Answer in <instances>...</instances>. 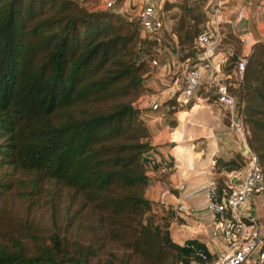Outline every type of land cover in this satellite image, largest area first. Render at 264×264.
<instances>
[{"label": "trees", "instance_id": "obj_1", "mask_svg": "<svg viewBox=\"0 0 264 264\" xmlns=\"http://www.w3.org/2000/svg\"><path fill=\"white\" fill-rule=\"evenodd\" d=\"M187 5L181 7L192 24L180 17L163 31L171 35L175 52L182 51L178 60L191 61L205 0L198 8ZM259 11L264 16V0ZM127 15L74 0H0V170L6 171L0 191L12 188L13 199L28 201L23 217L0 225V264H94L91 259L108 242L120 250L110 247L106 264L216 259L202 241H174L166 216H158L162 225L144 217L152 212L144 193L151 147L134 101L147 91L142 76L151 71L148 56L156 54L150 48L156 39L142 35L137 19ZM235 39L220 30L219 47L230 51L224 80L237 93L246 144L264 173V43L251 44L242 79L235 82L231 69L240 53ZM203 96L213 98L206 89ZM191 102L177 106L171 97L165 112L171 115ZM239 155L215 156L214 171L244 166ZM213 180L218 193L227 189L223 176ZM39 200L52 217L46 227L30 217ZM59 211L67 228L55 224ZM1 217L7 215L0 223ZM73 223L77 234L87 228L86 239L69 234Z\"/></svg>", "mask_w": 264, "mask_h": 264}, {"label": "crops", "instance_id": "obj_2", "mask_svg": "<svg viewBox=\"0 0 264 264\" xmlns=\"http://www.w3.org/2000/svg\"><path fill=\"white\" fill-rule=\"evenodd\" d=\"M120 3L124 12L132 13L137 0H120ZM243 6L241 0H235L230 6L237 19ZM254 26L259 33L256 24ZM162 54L163 61L159 57L161 54L154 55L157 64L152 69L156 67L157 70L149 73L146 85L148 98L153 99L159 94V107L151 109L141 105L144 92L137 98V107L148 128L150 152L167 159L173 167L167 173L148 169L144 193L152 204V212L157 217L161 215V220L167 217V229L174 241L182 243L185 239L195 238L204 242L207 249L218 257L225 246L206 207L204 186L214 175L219 174L224 180L241 175L244 166L215 172L213 161L215 156L227 159L238 154L245 160L244 150L233 130L224 122V109L214 97L211 99L196 91L189 107L167 115L164 102L169 98L165 94L166 87L173 79L179 80L181 70L170 43ZM170 120L175 121L173 126L169 124ZM245 207L257 217L264 230V199L254 196Z\"/></svg>", "mask_w": 264, "mask_h": 264}, {"label": "built area", "instance_id": "obj_3", "mask_svg": "<svg viewBox=\"0 0 264 264\" xmlns=\"http://www.w3.org/2000/svg\"><path fill=\"white\" fill-rule=\"evenodd\" d=\"M88 9H121L120 0H74ZM235 0H205V20L193 39L196 49L195 58L182 65L179 80L173 79L166 87V97H174L177 106L188 104L197 88L204 84L205 89L213 95L214 100L224 109V118L229 129L237 136L244 150L245 165L243 173L225 180L227 189L218 193L213 177L205 184L204 196L206 207L211 213L212 223L218 229L225 248L214 261V264H264V230L257 217L245 207L254 196L264 199V173L260 170L254 153L245 141V130L242 120L236 111V99L228 90L224 80V66L230 51L219 47L220 30L224 23L223 13L233 10ZM134 12H126L127 18L134 16L142 35L159 40L166 28L164 11L159 8L158 0H137ZM241 38V36H240ZM247 52L236 56L231 74L235 82L242 79ZM187 61V59H186ZM148 62L157 64L155 56H148ZM142 94V93H141ZM140 94V95H141ZM153 99L145 98L141 105L151 109L159 107V94ZM147 168H154L158 173H167L172 164L165 158L151 153L147 159Z\"/></svg>", "mask_w": 264, "mask_h": 264}, {"label": "rangeland", "instance_id": "obj_4", "mask_svg": "<svg viewBox=\"0 0 264 264\" xmlns=\"http://www.w3.org/2000/svg\"><path fill=\"white\" fill-rule=\"evenodd\" d=\"M241 2L244 3V6H243V9L241 10V13L239 14L240 15L239 19H237V15L235 14L236 12H234V11L227 10L226 12L223 13V18L229 19V22L224 23V30L227 33L228 32L231 33L236 38L233 41V43H234V47L237 48V51L240 49L239 54H241V52H247V55H248L249 51H250L251 44L253 42H255V40L252 38L249 31L247 30V16H248V12H249L250 0H241ZM158 4H159V8H162L164 11V22H165V26H166L165 30H169L170 26H173V28H174L176 23H178V21L181 20L180 17L185 19L186 24H192V19L186 18V16L184 15L185 9H183L184 7H181V5L188 6L187 4H193V6L195 8H198L200 6V4H202V0H158ZM131 18H134V16H132ZM261 23H263V24H261ZM202 24H203V22L202 23L199 22L198 26L201 27ZM254 24H256V26L258 28L259 34L264 36V16H262L260 11L254 13ZM240 36H241V38H240ZM247 37L250 38L249 42H247ZM168 40H171V35L164 34V31H163V34L159 37V40L152 42V44L150 45V48L154 49L155 53H157L158 55L161 54L159 56L161 61L164 60V54H162V53L166 52L167 47L169 46ZM237 44L239 45V49L237 46H235ZM176 54H182V51H180V52L178 51V53H176ZM246 58H247V56H246ZM176 59L178 60L177 55H176ZM186 62H189V61L188 60L187 61L186 60H178V63H180V64H184ZM179 68L181 70L182 65L179 66ZM223 68H225V66ZM153 70L155 71V70H157V68L156 67L153 69L151 68V71H153ZM149 75L150 74H148V72L143 73V76H142L143 77V79H142V88L143 89L142 90H147V88H148L146 85H147ZM226 83H227V81H226ZM205 87L206 86L204 84L200 85V89L198 91L199 92L198 94L203 95V93L205 92ZM232 91L237 98V93L235 92V90L233 89ZM134 102L137 105L138 102L136 99ZM5 173H6V171L0 170V181L5 180V178H6ZM11 189L12 188L6 189L4 191H0V216H2L3 214L7 215V217H1V219H2V221L0 223L1 227H7V225H6L7 219L11 223L12 221H16V220H18V218L23 217L25 215V212H23V210H22V206L27 204L28 201L23 200L21 198H20V200L13 199V197L11 195V192H12ZM6 207H9V209H10L9 212L5 211ZM84 208L91 213L92 218H95V215L92 214L93 213L92 211H90L86 207H84ZM27 209H28V205H27ZM30 211H31L30 217H34L35 220H37L40 224H42L41 227H46L47 224H49L52 221V219H51L52 217L50 215V210L48 207L43 205L42 200H39L37 204H33ZM10 215H11V217H8ZM144 217L146 219L149 218L150 222L157 223L158 225L161 224L160 218H158L154 212H148L147 211L144 214ZM263 219H264V216H263ZM55 222H56L55 224L57 226H60L59 228L61 229L63 226L66 225V222H67L66 215L61 214V212L59 211V214L56 216ZM73 227H74V223L72 225L68 226V228L70 230V232H69L70 235L77 236L80 239H86V237H88V235H85L87 228L82 229L77 234L76 231H72ZM160 228L164 229L163 226H161ZM223 244H224V242H223ZM110 247H112L113 249L118 250V251L120 250V248L115 246L113 243L108 242L105 245V250L103 248L101 250V252H99V254L96 258L91 259L90 263L106 264L107 259L110 258V255L108 253H106V251L110 250ZM219 251H221V250L219 249ZM216 259H217V256H216ZM214 261H209V262H205V263L193 262L192 264H214ZM241 264H243V263H241Z\"/></svg>", "mask_w": 264, "mask_h": 264}, {"label": "water", "instance_id": "obj_5", "mask_svg": "<svg viewBox=\"0 0 264 264\" xmlns=\"http://www.w3.org/2000/svg\"><path fill=\"white\" fill-rule=\"evenodd\" d=\"M260 0H250L249 12L247 16V30L255 41L264 43V36L260 35L254 26V13Z\"/></svg>", "mask_w": 264, "mask_h": 264}, {"label": "bare ground", "instance_id": "obj_6", "mask_svg": "<svg viewBox=\"0 0 264 264\" xmlns=\"http://www.w3.org/2000/svg\"><path fill=\"white\" fill-rule=\"evenodd\" d=\"M249 41H250V38L247 37V42H249Z\"/></svg>", "mask_w": 264, "mask_h": 264}]
</instances>
